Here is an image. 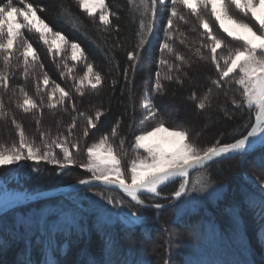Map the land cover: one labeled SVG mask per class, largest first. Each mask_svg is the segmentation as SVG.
Masks as SVG:
<instances>
[{
    "label": "snow or ice",
    "instance_id": "1",
    "mask_svg": "<svg viewBox=\"0 0 264 264\" xmlns=\"http://www.w3.org/2000/svg\"><path fill=\"white\" fill-rule=\"evenodd\" d=\"M159 2L164 5L168 15L166 23L161 26L163 40L159 45L161 55L158 66L167 71L163 75L159 70L155 72L150 89L151 95L144 96L140 104L144 110V119L152 120L154 123L139 134H134L131 149L134 155L130 158L128 150L125 149L126 137L121 136L119 132L121 121H117L109 134L103 135L98 142L85 145L83 161H78L74 152L80 153V140L86 139L89 132L96 129L97 123L105 113L99 109L93 114L77 112L72 92L67 91L43 71L40 53L25 32L36 34L38 41L43 44L54 61L56 57H65L61 61V75L73 80V91L80 97L85 95L86 90L98 94L105 86V76L94 69L80 43L68 39L61 31L54 30L38 14L45 12V7L34 6L25 0H19L23 6H17L13 0H6L0 4V121H3L5 126L10 121L18 136L17 141L0 143V168L25 161L32 162L33 166L42 163L52 164L61 172L78 167L91 174L89 178L80 179L79 184L99 183L106 189H119L139 208L162 209L165 207L164 203H146V200L180 201L192 193L206 191V185L200 179L191 181L193 172L199 176L212 167L213 163H219L224 158L238 154L243 159L249 150H255L257 147L264 149V0H159ZM75 3L94 23L98 20V23L103 25L102 31L108 32L109 29L119 31V26L114 25L112 21L113 17L119 19V14L110 8L106 0H75ZM157 3L158 0L139 2L128 0L133 19L135 20L136 13L140 17L138 42L133 51L127 52V60L131 62L129 67L133 72L135 65L141 60L143 45L152 34ZM59 8L61 18L67 17L65 22L71 23L74 29L79 31L81 27H86L75 14L71 13L70 8L64 5L63 0ZM189 16L195 18L196 24L190 30L197 33V38L193 44L187 46L199 61L211 64L215 75V78L210 77L211 86L202 96L198 97L193 93L189 98L203 111L213 106V90H220L225 95L226 103L235 105V108L247 118V124L242 122L241 125L247 129L246 134L240 135L234 142L221 143V140L217 139L213 145L201 147L192 141L188 128L168 124L165 113L153 103L152 97L165 94L164 81H174L183 85L184 78L188 77L185 69L192 68L193 60L176 48L177 42L186 44L188 40L187 32L181 30L180 24H188ZM111 51L109 49L110 53ZM165 53L173 59L171 61L167 59ZM69 59L84 64L86 71L82 76L74 75L75 66H69L67 62ZM114 59V55L109 57L110 62ZM115 67L118 69L119 65L116 64ZM19 69H22L20 74L25 81L37 69L41 72L35 80L36 96L30 95L22 85H15L9 95V103L14 99L16 109L24 114H32L36 119L39 144L35 138L26 135L24 127L17 121L4 99L5 94L9 93L10 80ZM122 76L128 83V69L123 71ZM116 83L117 81L113 80L112 87H115ZM233 91L239 93V99L228 96V93ZM129 99L133 101L134 116V96L130 95ZM45 108L65 112L70 108L71 113L76 115L72 117L64 133L58 131L53 135L51 129H44L41 123L40 117ZM221 111L229 119L232 118L225 107H221ZM78 119L84 121L79 138L74 134ZM133 123L134 120L128 127L131 128ZM56 149H59V153ZM251 179L260 188H264V182L255 177ZM175 183H178V188L165 195L162 186ZM101 198L103 199L102 195ZM107 203L113 207L124 206L123 200L114 202L108 199ZM125 215L130 218V225L140 223V217L132 207H129ZM232 220L235 229L242 227L240 214L235 207ZM193 238L199 240V234L193 233ZM261 241L264 243V236L261 237ZM8 246L9 242L5 241L0 245V250ZM114 250L112 239L106 238L102 242L99 256L91 254L86 248L81 249L78 264H113ZM67 253L68 249L57 246L52 249L50 255H46L41 247L40 259L35 261L28 253L26 245L23 250L24 259L18 258L17 264H60V260ZM142 264L151 262L145 260Z\"/></svg>",
    "mask_w": 264,
    "mask_h": 264
},
{
    "label": "trees",
    "instance_id": "2",
    "mask_svg": "<svg viewBox=\"0 0 264 264\" xmlns=\"http://www.w3.org/2000/svg\"><path fill=\"white\" fill-rule=\"evenodd\" d=\"M4 2H6V0H0V4ZM25 2L32 3L34 6L39 5L45 7L46 11L38 14L41 15L54 30L61 31L68 39L80 43L88 57V61L94 65V69L105 76V86L98 94L86 90L83 97L79 96L77 98V95L72 93L75 99L74 101L78 103L79 111L93 114L92 112L99 109L105 113L97 123L96 129L89 132L88 139L92 141L99 140L103 135L110 133L117 121H121L119 132L121 136L126 137L125 149H127L131 155L133 153L131 151L133 136L136 134L139 124L145 120L144 110L140 106L141 99L146 96L145 93L151 95L150 89L155 79V72L159 70L163 75V73L167 71V69L158 66V60L161 55L159 52V45L163 40L161 26L166 23L168 15L164 5L158 0L152 34L147 37L146 43L143 45V50L140 53L141 60L135 65V71L133 72L129 67L131 62L127 60V52L133 51L138 42L137 32L140 17L139 14L136 13L135 20L133 19V13L130 10L128 0H106L110 8L119 14V19L112 18L113 24L119 26L118 32L112 29H109L108 32L102 31L103 25H100L98 20L94 23L92 19L88 18L76 5L75 0H63V3L67 8H70L71 13L75 14V16L83 22V26H86L81 27L79 31L74 29L71 23L65 22L67 17L61 18V9L59 8L61 0H25ZM137 2H139V0H137ZM13 3L17 4V6H23L19 3V0H13ZM188 19V24H180L181 30L187 32L188 40L186 44H179L177 42L176 48L179 52L193 60L192 68L185 69V71L188 72V77L184 78L183 85L177 84L174 81H164L166 92L161 96L152 97L153 103L166 114L169 113L166 109L167 104H176V111L175 113L173 111V115L171 116L175 117L183 127L188 128L191 131V135L195 134L197 136L196 143L201 147L211 146L217 139H220L221 143L234 142V139L239 138L242 134H246L247 129L241 125L242 122L247 124V118L235 108V105L226 103L225 95L220 90H213V106L203 111L199 110L196 107V102L189 98L193 93L198 97L202 96L206 89L211 86L210 77L215 78V75L211 64L199 61L193 55V51L187 46L188 44H193L197 38V33L190 30L193 25L196 24L195 18L189 16ZM27 34H29V36L26 35L28 39L40 53L41 61L44 65L43 71L47 72L52 80L59 83L66 90L70 89L73 92V80L68 76L61 75V61L64 60V57H56L54 61L47 53L43 44L38 41V36L36 34ZM109 49L112 50L111 53ZM111 55H114L115 59L110 62L109 57ZM164 55L170 61L173 59L171 56H168L167 53ZM69 63V66H75L74 75L76 76H82L86 71L83 63L70 61ZM116 64L119 65L118 69L115 67ZM125 69H128V83L124 81L122 76ZM21 72L22 69L15 72L10 80L9 93L5 94L4 99L6 104L9 105V108H11V104H14V111L12 113L15 115L17 121L20 122L24 128H27L29 126L26 121H29V118L33 117V115L24 114L16 109L14 99L11 104L9 103V95L15 85H22L30 95L36 96L35 80L41 75V72L40 69H37L26 81L20 74ZM113 80L117 81L115 87L111 85ZM26 82H28V84ZM130 95L134 96V116L133 101L129 99ZM228 96L239 99V93L236 91L228 93ZM221 107L231 110L233 112V116L231 115L232 118L219 121L215 125L209 126L206 118L211 119L214 115L216 116L215 113H219ZM212 109H215L216 112H211ZM55 111L58 112V110H49L45 108L44 113L40 117L41 123L46 122L51 126L50 129L53 135H55L52 129L56 127V117H52L49 114ZM72 114L73 113H70L69 115L72 116ZM70 116L66 117V119H68L67 121L72 119ZM172 117H170L171 120L173 119ZM133 120V126L129 128L128 125ZM78 121L84 122L83 119H78L77 123ZM30 122L32 121L30 120ZM1 123L2 121H0V143L17 141V134L14 135L11 122L9 121L7 126H2ZM32 124L33 125L30 127L31 132L35 131V129L38 131L36 122L33 121ZM260 157H263L264 162V149L243 158H245L247 163H253L256 168L261 169L264 164H262V161H260L261 165L257 163ZM240 160L242 159L238 157L215 163L212 167L208 168V170L213 177L218 180H225L229 178L226 169H231L235 166V163L240 162ZM42 166L50 170L49 172L51 174H54L55 170H57L56 168H47L45 165ZM20 167L30 168L31 166L26 163V165L22 164ZM25 170L27 169H24V171ZM2 175L3 174H1L0 177ZM177 185L178 183H175L165 187L163 189L164 194L172 193ZM157 202L164 201L157 200ZM239 205H242L239 210L237 208L242 223L240 229H235L233 227L232 215L230 216L226 213L228 208L227 203H220L215 207L214 210H221V213L218 211L221 218H218L209 228L211 227L213 231L218 233L220 237L225 238L226 241L233 239L235 242L237 241L238 235L242 234V238L240 239L241 248L245 247L244 249H246V251L240 249V252H237L236 255L233 256L234 258L229 255L225 258L220 257V259L209 257L206 264H250V262H254V264H264V243L261 241V237L264 236V213L259 212L260 210H258L253 203L246 206L245 200H241ZM167 212H169V208L160 212L161 215L159 217L164 218ZM212 213V210L202 213L196 211L191 213L180 225L189 224L190 228L197 231L201 227L196 228L195 226L199 224V222H202L203 219H201V217L204 216L206 221L211 220V216H213ZM159 217L157 218L158 221L160 219ZM149 219H154L152 214ZM220 220L224 222L222 223L221 221L220 223ZM123 224L124 225H121L120 228L90 225L86 227V229L84 228L80 231L72 230L68 234L57 232L52 235L49 234V232L36 229V232L34 231V236L28 237V235L25 234L26 231L23 224H11V222L3 223L0 220V245H3L5 241L9 242L7 248L0 250V264H17L18 258L23 260V250L26 245L28 247V253L35 261H39L40 259L41 247L46 255H50L52 249L57 246H63L65 249H68V253L60 260V264H78L81 249L86 248L91 254L99 256L102 242L106 238H111L115 245L113 264H142L145 260L153 264L154 260L151 254L153 252L156 253V249L151 243L155 241V229L151 226L135 228L133 225L128 226L125 223ZM230 230L233 234L230 233ZM234 230H236L235 235ZM228 231L231 234L230 236L228 235ZM167 243L169 244V241H167ZM223 247L227 249L226 245ZM185 256L186 255H184V259H186ZM184 264H187L186 260ZM192 264L204 263L198 260V262Z\"/></svg>",
    "mask_w": 264,
    "mask_h": 264
},
{
    "label": "rangeland",
    "instance_id": "3",
    "mask_svg": "<svg viewBox=\"0 0 264 264\" xmlns=\"http://www.w3.org/2000/svg\"><path fill=\"white\" fill-rule=\"evenodd\" d=\"M25 35L29 36L27 32H25ZM69 61L72 62L70 59L67 62L69 63ZM26 83L28 84V82ZM67 91L72 92L70 89ZM72 93L77 95V98L79 97V95L74 91ZM145 95H147V93H145ZM75 103L77 105V112H80L78 110L77 101H75ZM13 105L11 104V108H9L11 112L14 111ZM176 107V104H167L166 109L169 111V113H173V111L175 113ZM227 110L229 111V115L233 116V112L229 109ZM56 112L57 111L49 114L52 117H56V127H54L52 130L55 132L54 134H56L58 131L64 133L68 123L71 121V119L69 121L66 119V117L70 116V108L68 112L63 110H58V112ZM211 112L215 113L216 111L215 109H212ZM215 114L216 116L214 115L211 119L206 118L209 126H213L219 121L229 119L221 110L219 113ZM74 115L76 114L73 113L70 117L72 118ZM170 117L172 116H169L165 113V120L168 124L182 126L175 119V117H172V120ZM30 120L32 122H30ZM33 121L36 122L34 117H30L29 121H26L29 127L24 128L27 129L25 130V133L29 138H35L37 144H39V132L36 129L33 132L30 130L31 125H33ZM42 123L44 129H50L51 126H49L46 122ZM152 123H154V121L144 120V122L139 124L136 134H139L145 128L150 127ZM1 124L3 126L4 122L2 121ZM61 124L62 126H60ZM12 127L14 130V135L17 134L14 125H12ZM83 127L84 122L78 121L77 129L76 131L74 130V134L77 138H79ZM194 135H191V139L196 143L197 136ZM88 137L86 139L80 140V153L76 154L74 152V155L78 161H83L85 159V145H90L99 141L89 140ZM56 151L59 153V149H56ZM132 155H134V153L131 155L129 154V158ZM260 161H262V164H264L263 157L259 158L257 162L259 165H261ZM26 163L31 167H20L22 164L26 165ZM42 165L47 166V168H56L57 170H55L54 174H51L49 172L50 170H47ZM24 169L27 170L24 171ZM36 169L39 170L37 171ZM226 171L229 178L225 180H218L217 178L213 177L208 169L199 176L194 172L191 174V181L195 182V180L200 179L206 185V191L192 193L190 196L184 197L180 201L171 199L170 201L159 200L164 201L161 202L165 204V207L162 209H155L151 207L139 208L138 206H135L134 202H131L130 198L121 191L93 187L64 196L19 206L0 217V220L3 223L11 222V224H23L26 231L25 234L28 235V237H33L35 234L34 231L36 229L49 232L51 235L57 232H64L68 234L72 230L80 231L84 228L86 229V227L90 225L106 226L109 228H120L121 225H124L123 223L130 225V218L126 216L125 213L128 212L129 207H132L133 210L137 211V216L140 217V223L133 225L135 228L151 226L153 229H155V241L151 243V245H153V247L156 249V253H150L154 260L153 264H165L166 261L167 264H184L185 260L187 264L198 262V260L206 264V262L209 260V257H216L218 259H220V257L225 258L228 255L233 257L237 252H240V249H242V251H246L244 246V248H241L242 246L240 239L242 238V234L238 235L237 241L235 242L233 239L226 241L225 238L220 237L218 233L213 231L211 227L209 228V226L213 225V223L216 222L218 218H221V210L219 211L216 209L217 212L214 210L217 205L220 203H227L228 208L226 213L231 216L233 208L235 207L239 210L240 206L242 207V205H239V202L241 200H245L246 206L250 203H253L258 208V210H260L259 212L264 213V188H260L251 179L255 177L260 182H264V166L261 169L256 168L253 163H247L245 158H243L240 160V162L235 163L234 167L231 169H226ZM0 173L3 174L0 177V207L14 200L55 191L70 185L77 184L79 183L80 179L89 178L91 175L90 173H87L78 167L65 169L63 172H61L58 167L52 164L42 163L40 165L33 166L32 162L30 161H25L18 165H13L6 168H0ZM178 186L179 185H177L176 188H178ZM97 193H100L103 196V199L101 198V195H97ZM169 194L170 193L165 195ZM108 199H112L114 202L123 200L124 206L113 207L112 204L107 203ZM153 202L157 201L146 200V203ZM167 208H169L167 215L164 218H160V212L167 210ZM210 210L213 211L211 220H208L210 222L206 221L205 217L202 216V222H199V224L195 226L196 228L201 227L199 230L195 231L194 229L190 228L189 224L180 225V223L185 221V219L191 213L196 211L202 213ZM218 211L220 213H218ZM151 214L154 217L153 220L149 219ZM158 217L160 218L159 221L157 219ZM222 220H220V223ZM223 222L224 221H222V223ZM235 231L236 230H234V235ZM193 233L199 234V240L193 238ZM230 233L233 234L231 230ZM230 233L228 231L229 236L231 235ZM167 241H169V244ZM224 245L227 246V249L223 247ZM182 254L186 255V259H184V255Z\"/></svg>",
    "mask_w": 264,
    "mask_h": 264
},
{
    "label": "water",
    "instance_id": "4",
    "mask_svg": "<svg viewBox=\"0 0 264 264\" xmlns=\"http://www.w3.org/2000/svg\"><path fill=\"white\" fill-rule=\"evenodd\" d=\"M260 149L261 148L257 147V149H255V150H249L247 155L253 154V153L259 151ZM235 157H239V155L236 154V155H233L230 158H224L221 161L229 160V159L235 158ZM167 186H162V188L164 189ZM93 187L105 188L104 185L99 184V183H96V184H93V185H81V184L77 183V184H74V185H70V186L55 190V191L46 192V193L38 194V195H33V196H29V197L22 198V199H19V200H14V201H11V202L5 204L4 206L0 207V217L4 216L9 211H11L14 208H17L19 206H24L26 204L33 203V202L64 196V195H67V194H71V193H74V192L82 191V190H85V189H88V188H93ZM112 190L120 191L119 189H115V188H113ZM128 226H130V225H128Z\"/></svg>",
    "mask_w": 264,
    "mask_h": 264
},
{
    "label": "bare ground",
    "instance_id": "5",
    "mask_svg": "<svg viewBox=\"0 0 264 264\" xmlns=\"http://www.w3.org/2000/svg\"><path fill=\"white\" fill-rule=\"evenodd\" d=\"M261 149H262V148H261ZM261 149H260V150H261Z\"/></svg>",
    "mask_w": 264,
    "mask_h": 264
}]
</instances>
